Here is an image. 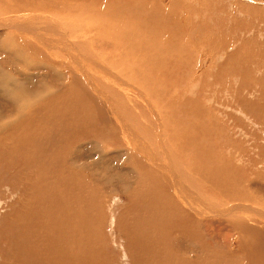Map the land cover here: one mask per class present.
I'll use <instances>...</instances> for the list:
<instances>
[{
  "label": "rangeland",
  "instance_id": "374dc122",
  "mask_svg": "<svg viewBox=\"0 0 264 264\" xmlns=\"http://www.w3.org/2000/svg\"><path fill=\"white\" fill-rule=\"evenodd\" d=\"M16 1L0 0V17L53 47L0 27V264H264V0ZM70 39L72 68L55 60ZM223 168L248 212L210 185ZM166 177L204 203L203 225L169 210Z\"/></svg>",
  "mask_w": 264,
  "mask_h": 264
},
{
  "label": "bare ground",
  "instance_id": "6f19581e",
  "mask_svg": "<svg viewBox=\"0 0 264 264\" xmlns=\"http://www.w3.org/2000/svg\"><path fill=\"white\" fill-rule=\"evenodd\" d=\"M6 1V5H5V7H7V8H10L11 9V11L12 12H14L12 9H13V5L11 6L10 4H9V1L10 0H5ZM8 1V2H7ZM16 1V0H15ZM23 1V0H22ZM41 1V0H40ZM62 1H66L67 3L68 2H71V0H62ZM4 2V1H3ZM17 2V1H16ZM39 2V1H38ZM48 2L50 3V1L48 0ZM58 2V1H57ZM13 3V2H12ZM18 3V2H17ZM16 3V4H17ZM22 3H24V1L22 2ZM1 4L2 3H0V6H1ZM42 4V3H41ZM51 4L53 5V3L51 2ZM19 5V4H18ZM24 6V5H23ZM29 6V5H28ZM3 7V6H2ZM45 7V6H44ZM1 8V7H0ZM15 9V8H14ZM29 9V8H28ZM45 9V8H44ZM47 9H49V8H47ZM10 11V12H11ZM16 11L17 12H19V10H17L16 9ZM15 11V12H16ZM28 11V10H27ZM30 11V10H29ZM35 11V10H34ZM7 12V11H6ZM10 12L9 13H7L8 15L10 14ZM32 12V11H31ZM45 13H47V10L45 9ZM7 14L5 13L4 15H6L7 16ZM19 14V13H18ZM14 16V15H13ZM13 16H7V18H3V17H0V20H1V18L2 19H4V23H3V25H0V27H5V29L7 28V30L8 31H5V33H6V38H10V36H13V35H10L9 34V32L12 34V32H13V30H15L14 32H16L17 34H20V35H22L21 37H23V38H25L26 40L28 39L29 41L30 40H35V41H37V43L41 46V47H43L42 45H44L47 49H52V47H53V44L51 43V41L49 42L48 41V38H46V37H48V36H46V35H43L44 33H42V32H34V34H32V33H30L29 31H27L26 30V28H27V25L26 24H22V23H20V21H19V19H14V17ZM22 16V15H21ZM102 16V15H101ZM9 17V18H8ZM15 17H20V16H18V15H16ZM25 19H26V17H25ZM28 19V18H27ZM23 20V19H22ZM39 20V19H38ZM46 20V19H45ZM1 22H3V21H1ZM26 22V21H25ZM51 22V21H50ZM17 23H19V24H17ZM84 23V22H83ZM82 23V24H83ZM37 24V23H36ZM49 24V23H48ZM53 24V23H52ZM51 25V24H50ZM42 26V25H41ZM44 26V25H43ZM45 27V26H44ZM46 27H48V26H46ZM30 28V27H29ZM35 29V28H34ZM33 29V30H34ZM37 29V28H36ZM46 29V28H45ZM31 30V29H30ZM7 34H9V36H7ZM14 34V33H13ZM27 34L28 35H31V36H27ZM60 35H61V33H59ZM72 34V33H71ZM19 35V36H20ZM51 35V34H50ZM58 35V34H57ZM17 36V35H16ZM19 36H18V38H19ZM52 36V35H51ZM63 37V36H62ZM12 38V37H11ZM23 38H21V39H23ZM50 38V37H49ZM60 38V37H59ZM65 38H67L68 39V37L67 36H64L63 37V39L65 40ZM75 39L76 40V36L74 37L73 35H71V39ZM86 38V37H85ZM25 39H23V40H25ZM70 39V42H69V44L71 45L73 42H72V40ZM10 40H13V39H10ZM22 41V40H21ZM81 41V40H80ZM25 42V41H24ZM23 42V43H24ZM27 42V41H26ZM25 42V43H26ZM85 42V41H84ZM34 43V42H33ZM75 43V42H74ZM73 43V44H74ZM58 44V43H57ZM71 45V46H69V47H64L63 49L65 50L64 51V54H66L65 55V58L67 57V59H68V61L67 60H64V58L63 57H57L58 59H55V57H54V59L55 60H59V62H61V61H63V62H61L62 63V65H64V64H66V66H77V61H75V59L67 52L68 50L66 49V48H70L71 49V47L72 46H74V45ZM17 45V47H18V44H16ZM27 46H28V44H27ZM62 46V45H61ZM68 46V45H67ZM76 46V45H75ZM74 46V47H75ZM91 46V45H90ZM10 47V46H9ZM56 47V46H55ZM4 48V47H3ZM11 48V47H10ZM21 48V47H20ZM46 48H44L45 50H46ZM60 48V47H59ZM76 48V47H75ZM54 51H55V49H53ZM59 50V49H58ZM20 52H17V54H19V56H21L22 58H24V57H26V55H25V53L23 52V50H19ZM61 51V50H60ZM11 52V51H10ZM16 52V51H15ZM14 52V53H15ZM42 52H43V49H42ZM99 52V51H98ZM97 52V53H98ZM49 53V52H48ZM59 54V53H58ZM24 57H23V56ZM47 55V54H46ZM54 55V54H53ZM32 56V55H31ZM37 56V55H36ZM50 56V55H49ZM79 56V55H78ZM28 57V56H27ZM38 57V56H37ZM77 58V57H76ZM46 59V58H45ZM51 59H52V57H51ZM24 60V59H23ZM26 60V59H25ZM93 61V60H92ZM99 61V60H98ZM98 61H96V62H98ZM42 63V62H41ZM55 63H57V61L55 62ZM96 64V63H95ZM30 65V64H29ZM43 65V64H42ZM70 66V67H71ZM95 66V65H94ZM37 67V66H36ZM41 67H43V66H41ZM72 68V67H71ZM26 69V68H25ZM85 70V69H84ZM100 70H104L105 71V68L104 67H102V68H100ZM56 71V70H55ZM78 71V70H77ZM111 71V70H110ZM50 73V72H49ZM62 73V72H61ZM82 73H84V72H82ZM86 73V72H85ZM113 73V72H112ZM89 74V73H88ZM1 75V74H0ZM83 75V74H82ZM87 75V74H86ZM94 75V74H93ZM91 76V75H90ZM105 76V75H104ZM1 77V76H0ZM102 77H103V74H102ZM70 78V77H69ZM115 79V78H114ZM93 80V79H92ZM91 80V81H92ZM87 81V80H86ZM71 82V81H70ZM90 82V81H89ZM95 82H97V81H95ZM2 83V82H1ZM92 84V83H91ZM7 85V84H6ZM72 85H74V84H72L71 83V86ZM94 85V84H93ZM97 84H95V86H96ZM100 85V84H99ZM104 85V84H103ZM102 85V86H103ZM107 85H109V84H107ZM68 87V86H67ZM95 88V87H94ZM99 89H100V87H98ZM20 89V88H19ZM64 90H68V88L67 89H64ZM70 90V89H69ZM99 91V90H98ZM100 92H101V90H100ZM20 93V92H19ZM64 93H65V91H64ZM102 93V92H101ZM103 97H105V96H103ZM56 98V97H55ZM99 98H100V96H99ZM24 99V98H23ZM13 100V99H12ZM15 100V99H14ZM47 101V100H46ZM56 101V100H55ZM18 102V101H17ZM52 102V101H51ZM52 103H57V101L56 102H52ZM53 106H56V104H53L52 105V107L51 108H53ZM60 106V105H59ZM258 106V105H257ZM25 107V106H24ZM49 107V106H48ZM56 108V107H55ZM58 108V107H57ZM23 110V109H22ZM46 110H48V109H45V110H43V112H45ZM52 110H54V109H52ZM51 110V111H52ZM205 111V110H204ZM72 112H74L73 110H72ZM115 112V111H114ZM26 114V113H25ZM65 114V113H64ZM63 114V115H64ZM76 117V116H75ZM75 117H73L72 118V120H74L75 121ZM69 119L71 120V116L69 117ZM78 120V119H77ZM68 121V120H67ZM68 123V122H67ZM221 126V125H220ZM209 127V126H208ZM126 130V129H125ZM128 130H130V128H128ZM129 134V133H128ZM131 134V133H130ZM223 134V133H222ZM134 135H138V134H134ZM134 135H132V136H134ZM209 137V136H208ZM134 138V137H133ZM136 138V137H135ZM138 139V138H137ZM126 142V141H125ZM137 142V141H136ZM205 142V141H204ZM139 143V142H138ZM147 144V143H146ZM199 144V143H198ZM202 147V146H201ZM225 147H228V146H225L224 145V148ZM139 148H141V150H139L140 151V153H141V155L143 156V158H145V160L147 161V162H149L150 163V166L152 167V168H154V170H155V168L157 169H160V170H162V171H164L165 173H166V170L168 171V172H170V173H173V171H174V169H173V171H172V169L171 168H168V166H167V164H165V162H158V160L160 161V159H158L157 160V158H156V154H155V152L153 151V147L150 149L148 146L146 147L144 144H140L139 146H138V148L136 149V147H133V149H134V151L136 152ZM163 148L162 147H160V152L157 150V152L161 155V154H163V155H168L167 153L168 152H165L164 150H162ZM149 150V151H148ZM186 150V149H185ZM199 150V149H198ZM223 150V149H222ZM207 151V150H206ZM229 151V150H228ZM18 152V151H17ZM162 152V153H161ZM198 152V151H197ZM138 154V153H137ZM184 155V154H183ZM144 156H146V157H144ZM198 156V155H197ZM203 158V157H202ZM192 159V158H191ZM199 159V158H198ZM197 159V160H198ZM204 159V158H203ZM222 160V159H221ZM223 160H225L224 158H223ZM166 161V160H165ZM166 162H168V161H166ZM170 162V161H169ZM201 162V161H200ZM258 162V161H257ZM171 163H172V161H171ZM170 164V163H169ZM188 164V163H187ZM219 166V165H218ZM220 166H222V167H224V168H226V163L225 164H222V165H220ZM230 166V165H229ZM252 166V165H251ZM217 167V166H216ZM145 168V167H144ZM213 168H214V166H213ZM223 168V169H224ZM203 169V168H202ZM222 169V170H223ZM212 170V169H211ZM221 169H220V171H222ZM230 170V169H229ZM161 171V172H162ZM175 172V171H174ZM228 172V171H227ZM262 172V171H261ZM219 173V179L216 177V179H217V181H216V183L215 182H212V183H210V185H214L215 187H218L219 189H217V190H220V191H222L223 192V196L225 197V199L227 200L226 201V203L228 204V205H230L229 206V208H227V209H230V211L232 212L233 210H239V211H242V210H244V209H247V212H248V208H249V206H247L246 204H244V205H241V203H237L236 201V203L235 202H232V200L233 199H236L238 202H241V201H247V200H250V197H251V194L249 193V194H246V195H243V193L242 194H238V190H237V186H235V185H233V183H232V186L235 188V197L233 198V199H231L230 197H231V195L232 194H230L231 192H229V190L227 189V181L226 182H222L221 180H222V178L223 179H226V171H225V169L222 171V172H218ZM217 173V174H218ZM231 173H229V174H227V175H230ZM201 175H202V173H201ZM234 176H235V174L233 173L232 175H230V177H232L230 180H233V179H235L234 178ZM214 178V177H213ZM161 179V178H160ZM181 179H182V177H181ZM152 181V180H151ZM183 181V180H182ZM208 181V180H207ZM234 181V180H233ZM233 181H231V182H233ZM236 181H237V179H236ZM153 182V181H152ZM192 182V181H191ZM201 182H203V176L201 177ZM161 183H162V186H165V185H167V184H170L169 185V187H173V191H172V193L177 197V198H179V200L177 199V201H175L174 199H175V197H174V199H171L170 197H168L167 196V194L170 192V188H168V189H161V191H160V194H161V197L163 198V195H165V204L166 205H168L171 209H169V210H172L171 212H173V213H184L185 214V216L187 217V219L188 218H190V219H193L195 222H197V223H199V226H200V224H202L203 223V218H204V208H202V206L204 207V203L200 200V199H198V198H196V199H194L195 197H197V194L196 193H194L193 191H192V188L190 189V187H189V185H187L188 187H185L184 186V184H182L181 183V181H179L177 178H167L166 177V179H164V181L163 180H161ZM193 183V182H192ZM205 183V182H204ZM207 183V182H206ZM31 184V183H30ZM120 184V183H119ZM194 184V183H193ZM231 184V183H230ZM245 184V183H244ZM152 186V185H151ZM168 186V185H167ZM208 186H209V184H208ZM213 187V186H212ZM231 187V186H230ZM153 188V187H152ZM195 188H197V187H195ZM225 188V189H224ZM137 190V189H136ZM152 190H154V192H156L155 191V188L154 189H152ZM231 191H233L232 189H230ZM143 191V190H142ZM228 191V192H227ZM152 192V191H151ZM222 192H221V194H222ZM171 193V192H170ZM244 193H246V192H244ZM137 194V193H136ZM148 194V193H147ZM152 194V193H151ZM154 195V194H153ZM152 195V196H153ZM170 195V194H169ZM69 196H71V195H69ZM151 196V195H150ZM171 196H173V195H171ZM233 196V195H232ZM160 197V196H159ZM77 198V197H76ZM137 198V197H136ZM70 199V198H69ZM138 199V198H137ZM146 199V198H145ZM154 199V198H153ZM158 199V198H157ZM223 199V198H222ZM62 200V199H61ZM156 200V199H155ZM164 200V199H163ZM221 200V199H220ZM38 201V200H37ZM195 201V202H194ZM210 201V200H209ZM167 202V203H166ZM211 202V201H210ZM212 202H213V200H212ZM218 203H219V200L217 201ZM216 202H214V204H215ZM226 203H224L225 205H226ZM58 204H60V203H58ZM151 204V203H150ZM160 204V203H159ZM165 204H163V205H165ZM217 204V203H216ZM248 205H249V203H247ZM158 205V204H157ZM165 205V206H166ZM155 207H156V204L154 205ZM208 206H210L209 204H208ZM146 207V206H145ZM213 207V206H212ZM227 206H225V208H226ZM163 208V207H162ZM188 208V209H187ZM207 208V207H206ZM217 208V207H216ZM215 208V209H216ZM223 208V207H222ZM224 208V209H225ZM60 209V208H59ZM159 209V208H158ZM158 209H156V210H158ZM155 210V209H154ZM153 210V211H154ZM155 210V211H156ZM210 211H209V213H208V211L207 210H205V211H207V213L210 215V212L212 213L213 211L211 210V209H209ZM214 210V209H213ZM226 210V209H225ZM154 211V213H156ZM229 211V210H228ZM148 212V211H147ZM163 212V211H162ZM223 212H224V210H223ZM223 212L221 211V209L220 210H218V209H216V211H214L213 213H215V215H217V214H220V215H223ZM62 213V212H61ZM254 213H256V211L254 212ZM164 214H167V213H164ZM61 215V214H60ZM64 215V214H63ZM157 215H159V214H157ZM174 215V214H173ZM211 215H214V214H211ZM262 215V214H261ZM59 216V215H58ZM62 216V215H61ZM93 216V215H92ZM159 216H161V211H160V215ZM159 216H158V218H159ZM177 216V215H176ZM56 217V216H55ZM156 217V216H155ZM162 217V216H161ZM174 217H175V215H174ZM224 217V219L227 221V223L230 225V226H232V227H237L233 222H236V218H230V219H226L225 218V216H223ZM62 218H63V216H62ZM61 218V219H62ZM70 218V217H69ZM68 218V219H69ZM76 218V217H75ZM157 218V219H158ZM57 219V218H56ZM63 219H65V218H63ZM74 219V218H73ZM185 219V218H184ZM238 220H237V222L238 223H240L241 224V226L242 225H244L245 226V228L247 229V230H249V231H251V232H256L257 231V228L255 227V225H253V224H251V223H249V222H256L257 220H255L256 219V217H252L251 215H248V214H246V213H244L243 214V216H241L240 218H237ZM59 220V219H58ZM161 220V219H160ZM159 220V221H160ZM189 220V219H188ZM62 221V220H61ZM67 221H69V220H67ZM75 221V220H74ZM187 221V220H186ZM249 221V222H248ZM63 222H65V221H63ZM146 222V221H145ZM157 222H158V220H157ZM205 222V221H204ZM71 223V222H70ZM78 223V222H77ZM141 223H143L142 221H141ZM189 223H191V224H193L192 223V221L190 222L189 221ZM66 224V223H65ZM204 224V223H203ZM202 224V225H203ZM62 225V224H61ZM64 225V224H63ZM62 225V226H63ZM67 225H69V224H67ZM144 225V224H143ZM146 225V224H145ZM144 225V226H145ZM206 225V224H205ZM57 226H58V224H57ZM199 226H198V228H199ZM211 226V225H210ZM261 226V225H260ZM59 227V226H58ZM68 227V226H67ZM71 227V226H70ZM142 228H141V231H140V229L138 230L139 231V234H140V236H143L144 235V233L146 234L147 233V231H145V228L143 227V226H141ZM146 227H147V225H146ZM153 227V226H152ZM159 227V226H158ZM189 227V226H188ZM62 228H65V227H62ZM191 228V227H190ZM264 228V227H263ZM75 229V228H74ZM194 229H196L195 227H194ZM234 229V228H233ZM232 229V230H233ZM236 230V229H235ZM238 230V229H237ZM39 231V230H38ZM189 231V230H188ZM196 231H197V229H196ZM71 232V231H70ZM197 232H199V231H197ZM263 232H264V230H263ZM59 233V232H58ZM34 234V233H33ZM61 234V233H60ZM81 234V233H80ZM138 234V235H139ZM148 234V233H147ZM146 234V235H147ZM62 235V234H61ZM145 235V236H146ZM56 236V233H55V235H53L52 236V238L53 237H55ZM78 236V235H77ZM74 237V236H73ZM56 239V238H55ZM54 238H53V240H52V243L54 244V240H55ZM208 239H209V237H208ZM73 240V239H72ZM167 240V239H166ZM210 240V239H209ZM232 240V239H231ZM235 240V239H234ZM54 241V242H53ZM237 241V242H236ZM56 242H57V239H56ZM55 242V243H56ZM61 242H62V240H61ZM230 242V241H229ZM233 242V241H232ZM231 242V243H232ZM235 242H236V248H238L239 250H243L244 248H245V246L247 247V245H246V242L242 239V236H239L238 237V239H236L235 240ZM35 243V242H34ZM62 243H64V242H62ZM55 246H57L56 244H55ZM54 246V247H55ZM159 246V245H158ZM208 246V245H207ZM225 246V245H224ZM231 246V245H230ZM229 246V247H230ZM58 247H60V246H57V248ZM79 247V246H78ZM228 247V248H229ZM56 247H55V249H57ZM233 248V247H232ZM61 250H63V249H60V252L59 253H61ZM68 250V249H67ZM230 250H232V249H230ZM235 250V249H234ZM227 251V250H226ZM226 251H225V253H226ZM64 252V251H63ZM62 252V253H63ZM198 252V251H197ZM196 252V253H197ZM61 253V254H62ZM64 253H66V252H64ZM75 255V254H74ZM215 255V254H214ZM225 255V254H224ZM232 257H233V255H232ZM232 257L230 258V259H228L227 258V260H230V262H233V259H232ZM254 257V256H253ZM253 257H251L250 259H252L253 260ZM65 258V257H64ZM202 258V257H201ZM74 259H75V257H74ZM73 259V260H74ZM184 259V258H183ZM250 259H248V260H250ZM251 260V261H252ZM167 261H169V260H167ZM180 261H181V259H180ZM91 262V261H90ZM185 263V262H184ZM234 263H236V262H234ZM217 264H220V263H217Z\"/></svg>",
  "mask_w": 264,
  "mask_h": 264
}]
</instances>
